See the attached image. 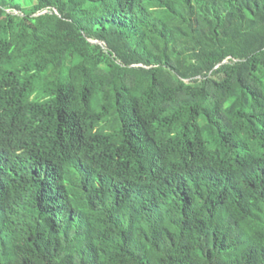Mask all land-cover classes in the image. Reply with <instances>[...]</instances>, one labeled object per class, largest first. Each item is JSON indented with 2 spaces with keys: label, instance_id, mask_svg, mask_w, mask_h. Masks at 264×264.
I'll use <instances>...</instances> for the list:
<instances>
[{
  "label": "trees",
  "instance_id": "16d2710c",
  "mask_svg": "<svg viewBox=\"0 0 264 264\" xmlns=\"http://www.w3.org/2000/svg\"><path fill=\"white\" fill-rule=\"evenodd\" d=\"M0 264H264V0H0Z\"/></svg>",
  "mask_w": 264,
  "mask_h": 264
},
{
  "label": "rangeland",
  "instance_id": "374dc122",
  "mask_svg": "<svg viewBox=\"0 0 264 264\" xmlns=\"http://www.w3.org/2000/svg\"><path fill=\"white\" fill-rule=\"evenodd\" d=\"M26 2H27V3H30V2H31V0H26Z\"/></svg>",
  "mask_w": 264,
  "mask_h": 264
}]
</instances>
